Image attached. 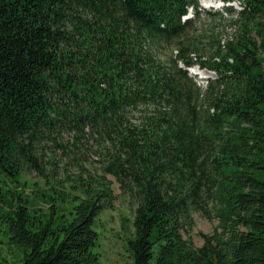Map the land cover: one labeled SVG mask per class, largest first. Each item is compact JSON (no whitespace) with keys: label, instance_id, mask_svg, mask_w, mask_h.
Instances as JSON below:
<instances>
[{"label":"trees","instance_id":"obj_1","mask_svg":"<svg viewBox=\"0 0 264 264\" xmlns=\"http://www.w3.org/2000/svg\"><path fill=\"white\" fill-rule=\"evenodd\" d=\"M239 2L225 42L199 0H0V248L17 264H98L111 181L66 155L89 140L136 201L131 264H264V0ZM195 211L217 219L200 246Z\"/></svg>","mask_w":264,"mask_h":264},{"label":"rangeland","instance_id":"obj_2","mask_svg":"<svg viewBox=\"0 0 264 264\" xmlns=\"http://www.w3.org/2000/svg\"><path fill=\"white\" fill-rule=\"evenodd\" d=\"M240 0H233L231 2L224 3L223 0H199V4L202 13L205 11H223V6L226 4L232 5L234 10L240 9ZM225 22L223 27L218 25V31L221 32L225 42L227 40H232L238 34L237 24L232 22L235 19V14L229 15L224 12ZM193 14L189 13L188 17ZM198 25L207 26L209 22V17L201 15L198 18ZM188 72L195 76L197 82L201 86H205L208 79L215 78V73L212 70L201 68L199 65H194L188 68ZM95 144L93 141L89 140L87 143V148L84 153L79 149H75V152H67V159L69 162L86 164L91 168L92 175L98 179H107L111 181V187L114 193L113 205L110 207L103 208L97 212L94 216L92 227L97 232V239L94 244L90 247V251L97 257L98 264H131L133 261L132 252L129 247V240L134 237V209L136 207V201L131 195L122 192L119 189L118 183L115 181L114 177L111 175H103L100 169V162L98 161L99 156H97L98 147H93ZM89 147V149H88ZM59 166H57L55 173L57 178L60 180H65L66 175L62 164H64L67 159L58 156ZM73 175V171L69 172ZM22 180L27 181L26 192H30L31 183L38 182L42 185L39 176L35 173H29L24 175ZM68 184V182H63ZM64 189V187H62ZM67 190V189H65ZM39 205L43 210H46L45 204L38 201ZM70 205L68 203L63 204L59 213L67 214ZM56 215V214H55ZM194 224L188 231H184V236L189 238L195 245L200 246L203 242L202 234H211L214 227L217 224V219L211 215L210 217L203 215L201 212L195 211L192 216ZM24 251L21 246L3 244L0 248V262L2 264H17L18 260L22 258Z\"/></svg>","mask_w":264,"mask_h":264}]
</instances>
